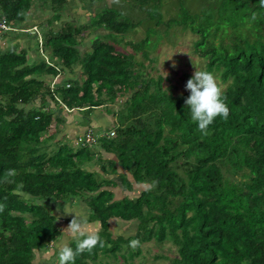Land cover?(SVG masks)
I'll use <instances>...</instances> for the list:
<instances>
[{
    "label": "trees",
    "instance_id": "16d2710c",
    "mask_svg": "<svg viewBox=\"0 0 264 264\" xmlns=\"http://www.w3.org/2000/svg\"><path fill=\"white\" fill-rule=\"evenodd\" d=\"M167 4L174 14L165 16ZM75 7L92 10L82 25L69 19ZM1 19L10 30L0 33V203L7 205L0 264H37L36 253H57L64 232L53 207L71 200L86 206L105 242L76 264H127L147 242L171 243L169 264H264L259 0H0ZM147 23L140 41L124 40ZM174 27L196 35L192 53L225 85L229 118L218 117L207 137L191 120L185 87L178 92L169 77L150 73V44L155 49ZM31 30L39 32L33 40ZM107 37L123 38L131 52ZM97 112L112 122L92 126ZM72 117L83 129L77 145L65 132ZM114 218L133 224L134 235H113ZM68 245L75 249L76 239Z\"/></svg>",
    "mask_w": 264,
    "mask_h": 264
},
{
    "label": "rangeland",
    "instance_id": "374dc122",
    "mask_svg": "<svg viewBox=\"0 0 264 264\" xmlns=\"http://www.w3.org/2000/svg\"><path fill=\"white\" fill-rule=\"evenodd\" d=\"M169 4V3H168ZM166 5L168 8V12L165 13V16L170 15L171 13L174 14L173 6ZM170 6V7H169ZM43 13V12H42ZM92 10H81L78 7H75L70 14V20H74L80 25L84 24L88 17L91 16ZM47 15L43 13V18H47ZM80 16V17H79ZM33 21H36V19H33ZM150 23H147V25L139 26L136 29H134L132 32L128 33L126 37H124L125 41H140L148 31H150ZM147 26V27H146ZM148 28V29H147ZM175 28V30H174ZM169 31L167 34L163 35L162 40L159 41L157 47L154 49L153 47L156 46L155 42L154 44H150V47L152 48L150 51V57L154 58L152 65L155 67L156 70L151 71V75L153 77H156V71H158L161 75L169 77L172 82L176 83L179 87L178 92L181 91L180 88H183L186 86V83L188 79L186 77H183L184 73H190L191 75L194 74L196 71V68L201 71H205V65L202 59L197 57L192 53V43L196 39V35L190 33V32H182L179 30V28L174 27ZM23 31H19L18 33L22 35ZM103 30H97L96 34H102ZM29 37H37L39 36V32L37 33L35 30H31L28 32ZM94 34V33H93ZM95 35V34H94ZM92 35L89 37V39L85 42V47L89 44L88 41L94 37ZM154 36V34L150 33V38ZM123 38L119 37L117 40L110 39V37L104 38V40L108 42H112L116 47L117 50L120 52L130 53L131 47L122 40ZM154 39V37L152 38ZM27 42L26 40H23V43L25 44ZM85 49V48H83ZM138 56V55H137ZM140 60H143L142 57L139 56ZM146 63V61H145ZM176 64L177 67L173 68L172 65ZM148 64V63H147ZM151 66V65H150ZM149 68L146 70L148 71ZM214 76L217 79L218 84L221 86L222 89H224V84L221 83L219 79L218 74H214ZM47 80L51 79L49 77L46 78ZM113 109L116 111L118 110V107L116 105H112ZM74 117L70 118L69 121L71 122V126L69 127L70 130L65 131L69 134L70 137H75L76 134L82 133L83 129L76 125L74 121ZM112 122V119L110 116L106 115L103 112H97L94 116V122L92 126L98 127V126H104L106 127ZM84 127H87L84 125ZM54 132V126L50 127L49 132L46 136L52 134ZM62 133L58 138H61V136H67L66 133ZM45 136V137H46ZM69 137V138H70ZM74 144L77 145V141L73 138L72 139ZM116 179V178H115ZM117 197L119 195L117 194ZM77 200H71L63 206L55 205L53 207V211L57 213V215L60 217V224L62 227V230L65 229L70 222H64L61 218L71 217L75 214H65L66 212H75L80 215L86 216L88 213V209L86 206L80 202L77 203ZM65 205L68 207L65 208ZM74 218V217H72ZM89 224V231L96 232L99 229L98 223H90ZM110 231L113 233V235H123L124 237L133 236L135 233V226L130 223H121L117 221H110ZM73 238L71 235L64 233L63 236H61L58 239V244H56V251L57 253H54L52 250H48L46 252H40L36 253V263L37 264H54L57 262V254L59 247L63 244L67 243L69 244L70 241H72ZM135 251V249H134ZM155 255H161V259H154ZM176 255L175 253V247L171 245L169 242H164L163 244L156 245L154 242H147L140 246V254L135 256L134 258L128 260L129 262L127 264H169V260L165 259L164 257L173 258ZM111 262L112 260L105 258L104 262ZM124 262L122 260H118V263H112V264H123Z\"/></svg>",
    "mask_w": 264,
    "mask_h": 264
},
{
    "label": "clouds",
    "instance_id": "9594fccd",
    "mask_svg": "<svg viewBox=\"0 0 264 264\" xmlns=\"http://www.w3.org/2000/svg\"><path fill=\"white\" fill-rule=\"evenodd\" d=\"M260 6L264 7V0H259ZM173 68L177 67L174 63ZM185 90L190 95L185 100L186 107L190 110L191 120L197 125L202 137L211 135L210 126L219 117L227 121L230 109L227 105L223 89L218 84L216 77L209 71H201L196 68L193 76L187 81ZM11 171L14 170H10ZM6 204L0 203V212L6 208ZM68 206L65 205V208ZM65 214H75L70 224L63 229L64 233L76 239L75 249L67 243L59 247L58 264H76V258L85 252L91 254L97 247H105L104 240L98 232L89 231L88 219L86 216L75 212ZM133 249L140 246V241L133 239L129 242Z\"/></svg>",
    "mask_w": 264,
    "mask_h": 264
},
{
    "label": "crops",
    "instance_id": "0c3cea01",
    "mask_svg": "<svg viewBox=\"0 0 264 264\" xmlns=\"http://www.w3.org/2000/svg\"><path fill=\"white\" fill-rule=\"evenodd\" d=\"M31 39L33 40V38H31ZM27 40H28V38H27ZM21 44H22L23 47H27V46H28V43L26 42V43L24 44V43H23V40L21 41ZM29 54L34 58L33 51H31ZM33 58H32V59H33ZM95 115H96V114H95ZM75 120H79V122L81 121V119L75 118L73 122H76ZM93 122H94V118H93V121H92L91 124H93ZM69 126H71V124H70ZM98 127H99V126H98ZM137 188H139V186H134V190H136ZM114 190H115L114 192H115L116 196H117V194H118L119 196H121L122 189H121L120 187H117V186H116V188H115ZM136 194H137V193H136ZM72 217H74V216L72 215L70 218L73 219ZM87 218H88V213H87ZM111 221H117V222H121V223H129V222H125V221H122V220H120V219H116V218L112 219ZM112 234H113V233H112ZM117 236H118V235H117ZM57 244H58V243H57Z\"/></svg>",
    "mask_w": 264,
    "mask_h": 264
},
{
    "label": "built area",
    "instance_id": "2783aa9c",
    "mask_svg": "<svg viewBox=\"0 0 264 264\" xmlns=\"http://www.w3.org/2000/svg\"><path fill=\"white\" fill-rule=\"evenodd\" d=\"M8 30H10V27L6 24V22L3 19H1L0 20V33L8 31ZM113 135H114V132H110L108 134L109 137H112ZM84 140H85L86 143H91V142L94 141V137L92 136V134L90 132H88L84 136ZM79 141H80V138H79L78 142Z\"/></svg>",
    "mask_w": 264,
    "mask_h": 264
}]
</instances>
